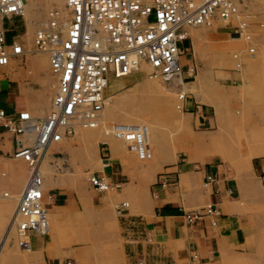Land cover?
I'll return each instance as SVG.
<instances>
[{
    "label": "rangeland",
    "instance_id": "obj_1",
    "mask_svg": "<svg viewBox=\"0 0 264 264\" xmlns=\"http://www.w3.org/2000/svg\"><path fill=\"white\" fill-rule=\"evenodd\" d=\"M35 2L39 4L37 14L31 11L28 18L24 17L23 12L22 17L16 15L20 23L19 35L16 37L23 41L27 49L25 54L46 55L45 64L31 68L27 65V58L21 57L18 63L24 65L25 70H22L23 73L17 71L9 76H19L21 84L36 92L40 109L38 116H42L50 107L56 83L54 82L50 92L43 94V88L46 87L43 83L47 77L43 75L42 69L47 65L49 67L48 55L46 52L30 48V39L46 9L51 5L60 6L62 0ZM248 9L250 14L246 18L247 25L240 34L232 32V27L229 24L223 25V22L187 29L188 45L186 40L181 43L184 51L182 64L186 63L180 76L184 83L181 92L175 83L161 80L151 74V68L111 79L105 92L102 123L93 128L97 130V139L95 142L82 141L80 133L93 129L80 128L70 138L53 144L45 158L43 187H56V183L64 179L70 187L77 189V184H81L96 192V189L87 183L88 175L91 171L104 169L100 162H105L102 158L106 157L103 152L107 151L104 146L108 144V136L101 130L103 126L108 132L110 123L114 122L143 124L146 128L149 147L146 155L136 154L128 147V141L124 140L125 147L131 151L122 153L119 160L128 169L130 179L133 178L134 169L138 180H146L155 171H158V176L163 170L162 166L182 161L180 158L187 159L182 146H193L192 137L206 132H209L205 136L209 143L208 149L198 151L199 158L205 160V157L214 155L218 162L232 171L233 176L237 178L239 173L248 168L247 160L252 158V153L264 150V3L257 1L255 6ZM246 34L248 37H245ZM248 47L253 49L251 54L246 51ZM235 51L240 53L239 65L232 57ZM2 68L0 66V70ZM150 82L153 85L148 87L147 83ZM181 93L185 94V97L180 99ZM48 94L49 104L43 107L42 104L48 100ZM180 105L183 106L181 109ZM201 107L205 118L200 117L198 120ZM174 145L176 148H172ZM217 152L224 156V161L217 156ZM258 156L264 158V154ZM254 178L257 181L255 191L259 198L247 204L242 200V203L246 204V210L254 213L258 225L241 243V248L244 246L246 252L237 255L232 264H264V175L256 174ZM115 185L110 183L103 190L105 198L116 193L115 188L119 186ZM4 190L8 188L0 187V264H28L29 246L17 244L13 225L5 237L16 200L9 197L16 195L8 193L9 190L8 196H5ZM143 192L147 194L146 189H140V193ZM6 200L12 202L10 212ZM121 200L128 202L127 208L130 212H136L127 197H117L112 198L108 204L113 216L120 215L115 211L114 205ZM46 207L48 208V204ZM48 220L50 223L49 214Z\"/></svg>",
    "mask_w": 264,
    "mask_h": 264
},
{
    "label": "crops",
    "instance_id": "obj_2",
    "mask_svg": "<svg viewBox=\"0 0 264 264\" xmlns=\"http://www.w3.org/2000/svg\"><path fill=\"white\" fill-rule=\"evenodd\" d=\"M23 1L25 18L31 11L38 13V2ZM0 27L4 30L7 43L19 35L20 23L16 15L0 18ZM31 54L21 56L27 58L29 67L45 64L46 55ZM21 57L11 58L7 64L0 65L3 67L0 70V108L7 114L26 108L33 116H38L40 109L36 92L21 84L19 76H9L25 70V66L18 63ZM42 70L47 77L43 83L46 85L43 88L45 94L52 90L57 79L48 65ZM49 100L48 94V100L46 103L43 100L42 106H48ZM200 117L205 118L202 107L197 119ZM102 119L101 112L100 124ZM101 131L108 136V144L104 146L107 151L103 152L106 157L102 158L105 164L100 162L104 169L96 170V173H103L109 182L118 184L116 193L105 198L104 191L96 189L92 192L81 184H77L76 189L64 179L56 183V187H43L45 195H49L50 227L42 234L28 232V264H65L66 261L70 264H232L237 255L246 252L241 243L250 231L257 228L258 222L254 213L246 210L245 206L259 198L254 177L256 174L264 175V158L258 156L263 155L264 150L252 153V158L247 160L248 168L235 178L233 172L221 165L214 155L205 157V160L199 158L197 152L208 149L205 136L209 132L194 135L193 146H182L187 159L180 158L183 160L162 166L171 173L169 184L161 187L155 182L158 171L146 180H138L134 169L130 179L128 169L119 159L122 153L131 150L125 147L123 139L107 132L106 127L102 126ZM97 137L96 129L80 133L82 141L95 142ZM15 138L11 131L0 125V187L6 186L8 190L4 191L10 190L8 193L17 196L25 183L26 174L22 160L10 155ZM216 154L224 161L221 153ZM208 157L210 159L207 160ZM206 173L213 174L215 180L203 183ZM140 189H146L147 194L140 193ZM16 196L9 198L16 199ZM117 197H127L136 212L132 213L127 208L120 215L113 216L108 204ZM8 200L10 212L12 202ZM207 202L215 203L220 210L214 225L209 224L207 218L192 224L183 220L182 209ZM11 229L9 223L5 237ZM193 251L197 253L195 258L191 257Z\"/></svg>",
    "mask_w": 264,
    "mask_h": 264
},
{
    "label": "built area",
    "instance_id": "obj_3",
    "mask_svg": "<svg viewBox=\"0 0 264 264\" xmlns=\"http://www.w3.org/2000/svg\"><path fill=\"white\" fill-rule=\"evenodd\" d=\"M251 2L255 0H62L60 6L46 9L33 30L30 48L45 51L49 68L57 75L50 108L42 116H32L26 108L14 114L0 108V125L16 136L10 155L22 160L26 174L12 215L18 245L29 246V231L47 232L44 198L49 195L44 193L40 171L44 150L50 143L72 135L75 124L95 126L110 80L135 70L142 61L150 66L151 74L163 80L179 75L184 54L181 43L189 39L186 27L223 22L240 34L247 25ZM12 15H22L20 0H0V18ZM25 50L16 36L7 43L0 27V65L23 56ZM246 51L251 54L253 49L248 47ZM232 57L237 65L241 63L239 52H233ZM183 97L181 93L179 98ZM108 131L127 140L128 147L139 156L149 152L143 124L114 122ZM170 173L163 169L156 182L165 187ZM214 180L213 174L206 173L203 183ZM88 182L99 191L111 183L106 175L94 171L89 173ZM127 206L128 202L121 200L114 208L121 214ZM219 214L213 202L181 211L188 224L207 218L214 225ZM196 255L191 252L192 258Z\"/></svg>",
    "mask_w": 264,
    "mask_h": 264
},
{
    "label": "bare ground",
    "instance_id": "obj_4",
    "mask_svg": "<svg viewBox=\"0 0 264 264\" xmlns=\"http://www.w3.org/2000/svg\"><path fill=\"white\" fill-rule=\"evenodd\" d=\"M259 2V3H264V1L263 0H255V2L254 3H249L248 4V6H255V4H256V2ZM20 4H21V12H23V10H22V8H25V3H24V1L23 0H20ZM249 7V8H250ZM199 26H201V25H197V26H189V27H186V30L188 29V28H191V27H199ZM188 33V32H187ZM189 34V33H188ZM239 36H236V38H238ZM235 38V39H236ZM38 51H41V52H45V51H42V50H38ZM25 52H26V50H25ZM183 55V54H182ZM182 56L180 57V62L182 63ZM148 68H150V66L146 63V62H144V61H142L140 64H139V66L135 69V70H133V71H138V70H143V71H145V70H147ZM49 70H50V72L54 75V76H56V79H57V75L53 72V71H51V69L49 68ZM133 71H131V72H133ZM131 72H129V73H131ZM128 73V74H129ZM181 74H182V71H181V73L179 74V75H177V76H173V77H171V78H169L168 80H164V81H167V82H170V83H175V85H177L179 88V91L181 92L182 90H183V86L184 85H182V84H184L183 83V81L181 80V78H180V76H181ZM126 75V74H125ZM123 76V75H122ZM155 77L156 76H158V75H154ZM159 77V76H158ZM117 78V77H116ZM160 78V77H159ZM161 80H163L162 78H161ZM147 85H148V87L149 86H151V85H153V83H147ZM184 97H185V94H184ZM105 101H106V95L104 96V98H103V105H102V107H101V109L99 110V113H98V119H97V123L95 124V126H93V127H85V126H82V125H80V124H75L74 125V132H73V134L76 132V130L77 129H93V128H96V127H98V125H99V120H100V115H101V112H102V110H103V106H104V104H105ZM29 111V110H28ZM30 112V111H29ZM31 113V112H30ZM32 115V114H31ZM120 124V123H119ZM122 124V123H121ZM124 125H134V124H124ZM72 134V135H73ZM72 135H70V136H68V137H62L61 138V140H59V141H57V142H52V143H50L48 146H47V148L44 150V152H43V154H42V158H41V162H40V171H41V173H42V187H43V183H44V177H45V175H44V164H45V158H46V155H47V152H48V149L53 145V144H58V143H60V142H62L64 139H68V138H70ZM104 164H105V162H104ZM7 195V194H6ZM44 202H45V205L46 204H48V202H49V197H48V199H46V197L44 198ZM47 213H48V208H47ZM9 223H10V225L12 226L13 225V223H12V216H11V218L9 219ZM48 226H49V220H48ZM48 226H47V229H48Z\"/></svg>",
    "mask_w": 264,
    "mask_h": 264
}]
</instances>
